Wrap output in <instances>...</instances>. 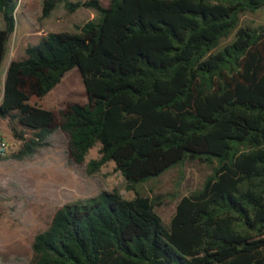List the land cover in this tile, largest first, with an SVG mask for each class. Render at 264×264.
Returning a JSON list of instances; mask_svg holds the SVG:
<instances>
[{
	"label": "trees",
	"instance_id": "obj_1",
	"mask_svg": "<svg viewBox=\"0 0 264 264\" xmlns=\"http://www.w3.org/2000/svg\"><path fill=\"white\" fill-rule=\"evenodd\" d=\"M19 0H0V65ZM94 17L45 35L9 61L0 118L31 156L55 131L89 173L108 163L126 191L179 163L212 167L168 226L158 197L116 190L58 208L36 234L29 264H264V27L241 26L264 0H43ZM78 68L86 104L56 115L30 105Z\"/></svg>",
	"mask_w": 264,
	"mask_h": 264
},
{
	"label": "rangeland",
	"instance_id": "obj_2",
	"mask_svg": "<svg viewBox=\"0 0 264 264\" xmlns=\"http://www.w3.org/2000/svg\"><path fill=\"white\" fill-rule=\"evenodd\" d=\"M99 1L107 4L109 0ZM42 3L43 0H19L14 15L15 29L0 65V78L10 60L25 56L26 47L36 45L47 34L75 32L76 27L94 17V12L88 9L68 13L61 2L48 17L42 18ZM241 26L264 27V6L244 15ZM86 102L80 72L73 68L48 94L42 98L31 97L28 103L53 112L58 120V111L68 103ZM12 127L26 139L30 138V133L23 131L15 120L0 118V135L11 147L8 158L0 162V264H29L34 236L48 227L58 208L84 202L102 192L116 190L126 200L136 195L158 197L161 205L155 208V213L168 226L179 200L199 189L212 172L211 166L179 163L138 186L136 192L126 191L124 179L114 170L113 163L96 173L88 172L87 163L98 158V146L88 152L82 165H76L68 160L67 139L57 130L31 156L17 159L14 156L23 142L12 136Z\"/></svg>",
	"mask_w": 264,
	"mask_h": 264
},
{
	"label": "built area",
	"instance_id": "obj_3",
	"mask_svg": "<svg viewBox=\"0 0 264 264\" xmlns=\"http://www.w3.org/2000/svg\"><path fill=\"white\" fill-rule=\"evenodd\" d=\"M10 151L11 147L7 143L5 137L0 135V162L8 158Z\"/></svg>",
	"mask_w": 264,
	"mask_h": 264
},
{
	"label": "crops",
	"instance_id": "obj_4",
	"mask_svg": "<svg viewBox=\"0 0 264 264\" xmlns=\"http://www.w3.org/2000/svg\"><path fill=\"white\" fill-rule=\"evenodd\" d=\"M109 2V1H108ZM101 3H102V5L103 6H107L108 5V3L107 4H104L102 1H101ZM89 20H91V19H89ZM7 66H8V64H7ZM7 66L5 67V69H4V71L1 73V80H0V85H1V87H0V102H1V99H2V92H3V83H4V75H5V72H6V68H7Z\"/></svg>",
	"mask_w": 264,
	"mask_h": 264
}]
</instances>
